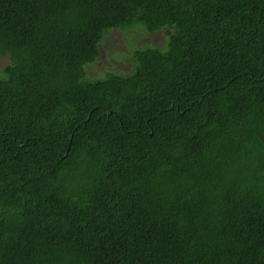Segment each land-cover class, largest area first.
<instances>
[{
    "label": "trees",
    "instance_id": "trees-1",
    "mask_svg": "<svg viewBox=\"0 0 264 264\" xmlns=\"http://www.w3.org/2000/svg\"><path fill=\"white\" fill-rule=\"evenodd\" d=\"M0 58V264H264V0H0Z\"/></svg>",
    "mask_w": 264,
    "mask_h": 264
},
{
    "label": "rangeland",
    "instance_id": "rangeland-1",
    "mask_svg": "<svg viewBox=\"0 0 264 264\" xmlns=\"http://www.w3.org/2000/svg\"><path fill=\"white\" fill-rule=\"evenodd\" d=\"M166 32L164 30L151 33L137 25L106 30L100 44L101 54L98 60L86 68L89 78L101 77L107 69L127 73L132 61V49L149 43L163 45V36ZM2 64L3 59L0 58V66Z\"/></svg>",
    "mask_w": 264,
    "mask_h": 264
}]
</instances>
